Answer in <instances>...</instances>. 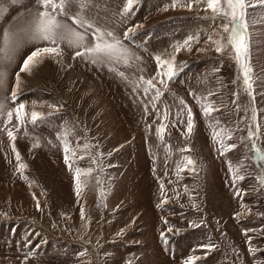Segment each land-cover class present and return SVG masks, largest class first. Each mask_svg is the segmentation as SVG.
Here are the masks:
<instances>
[{"label": "rangeland", "instance_id": "1", "mask_svg": "<svg viewBox=\"0 0 264 264\" xmlns=\"http://www.w3.org/2000/svg\"><path fill=\"white\" fill-rule=\"evenodd\" d=\"M189 2L136 0L124 12L127 0H86L81 12L82 0H67L58 18L76 27L80 14L113 32L129 62L93 64L64 42L60 57L21 73L13 99L24 59L51 45L25 31L37 0H0V47L5 30L19 38L12 61L0 60V264H264V0H245L242 21L251 95L231 50L209 40L227 35V21ZM188 36L191 50L177 53ZM173 55L175 77L157 75L155 57ZM77 167L93 168L79 196Z\"/></svg>", "mask_w": 264, "mask_h": 264}, {"label": "snow or ice", "instance_id": "2", "mask_svg": "<svg viewBox=\"0 0 264 264\" xmlns=\"http://www.w3.org/2000/svg\"><path fill=\"white\" fill-rule=\"evenodd\" d=\"M13 3H17L18 0H12ZM195 3H200L201 0H194ZM206 3L207 8L206 11H211L212 18L216 19L217 17L222 18L223 21L220 27L223 29L224 33H227L226 36L220 35L218 39L213 40L212 37H209L216 45V51L218 53H224L227 50H231L233 53V58L236 63L239 65L242 78H243V86L245 90L251 95V90L253 87L252 84V75H251V67L246 62V57L248 53V43L247 38L244 34V29L246 28V23L244 21L246 17V3L245 0H203ZM67 0H37V4L42 8L41 11L32 15V19L28 22V28L25 30L28 35L30 42L36 41H46L51 46L47 47H37L34 51H32L25 59L23 64L20 66V71L16 74V85L13 88L12 97L15 99L19 85L21 83V73H31L32 70L39 64L41 61L47 57H60L62 55V49L60 47L61 43L67 42L70 47L77 48L79 50L74 52L75 57H83L84 59L90 60L93 64L98 63H112V62H123L127 64L131 58L130 51L124 47L121 41L115 36V34L111 31H106L102 28L96 27L91 21L87 20L84 16L77 14L76 16L71 17L73 25L76 27H72L66 23H63L58 17L61 15H67L65 12V5ZM136 3V0H127L126 6L124 8V12H128L133 5ZM87 6L86 0H82L81 3V12H83L84 8ZM173 6H176L175 0ZM193 6V0H190L187 5L188 8ZM4 9H0V13H2ZM84 29V31H78L77 29ZM91 30V37L93 43L89 45L87 43L88 31ZM132 30H129L125 33L127 37ZM192 36H188L182 46H178L176 48V52H180L182 48H187L191 50V42L193 41ZM198 39V37H196ZM4 47H0V53H3L0 56V60L11 62L13 59V53L16 48L19 47V38L10 33L8 30H5L3 36ZM157 61L158 72L157 75L167 76L169 80L175 77L176 68L174 66L175 56L173 55L171 59H164L161 56L155 57ZM163 66L167 69L166 72H160V68ZM123 76V73H120ZM6 73L0 71V87H2L5 83ZM145 83L154 88L155 84L153 80H147ZM161 84L164 83V80L161 79ZM165 87L167 85L165 84ZM147 92L148 89L146 88ZM157 97L161 95L160 91L157 89L156 92ZM199 99V98H198ZM183 104L184 102L181 101ZM186 107V105H185ZM25 108L24 104H20L16 111V119L20 120L21 111ZM4 109V105L0 103V111ZM212 107H204L203 112L205 115H209L212 111H214ZM8 117L11 118L13 113L9 111L7 113ZM42 114L36 111L31 113V122L33 124L37 123V121L41 118ZM193 128L192 122V112L191 109H188V130L189 132ZM161 129H158V132ZM65 137L68 136V132H65ZM219 133H214V138ZM8 136L11 139L13 134L9 130ZM230 139V136H229ZM89 145H84V148H89ZM234 145H230L229 148H234ZM15 151V148H13ZM74 156L75 153L71 150L70 146L65 143L64 145V153H65V163L69 165L71 168L70 157L69 154ZM102 155V154H100ZM83 159L84 157H80ZM188 164H192L193 161L185 157ZM261 159H264V153H261ZM17 160H20V155L17 153ZM96 163L95 160L92 161ZM25 165L21 164L20 168H24ZM231 171V169H230ZM93 168L89 167L86 169L76 168L75 169V180H76V191L79 196L80 193V184L83 182L85 185L88 183V179L92 176ZM234 175L239 179H243L238 175V170ZM260 183L264 184V175L259 177ZM100 183V180L97 178V184ZM39 208V203L37 204ZM81 216L84 217L83 208L81 209ZM163 236V233L161 234ZM208 247V246H204ZM252 251V249H250ZM197 259L196 257H189L184 264H192V262Z\"/></svg>", "mask_w": 264, "mask_h": 264}, {"label": "bare ground", "instance_id": "3", "mask_svg": "<svg viewBox=\"0 0 264 264\" xmlns=\"http://www.w3.org/2000/svg\"><path fill=\"white\" fill-rule=\"evenodd\" d=\"M31 74V73H30ZM35 81V80H34Z\"/></svg>", "mask_w": 264, "mask_h": 264}]
</instances>
